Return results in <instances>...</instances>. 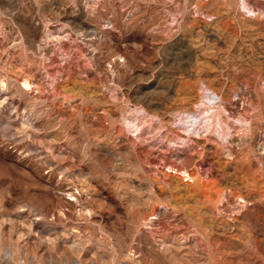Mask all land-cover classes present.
Wrapping results in <instances>:
<instances>
[{
  "label": "rangeland",
  "instance_id": "374dc122",
  "mask_svg": "<svg viewBox=\"0 0 264 264\" xmlns=\"http://www.w3.org/2000/svg\"><path fill=\"white\" fill-rule=\"evenodd\" d=\"M0 264H264V0H0Z\"/></svg>",
  "mask_w": 264,
  "mask_h": 264
},
{
  "label": "bare ground",
  "instance_id": "6f19581e",
  "mask_svg": "<svg viewBox=\"0 0 264 264\" xmlns=\"http://www.w3.org/2000/svg\"><path fill=\"white\" fill-rule=\"evenodd\" d=\"M23 84H24V86H25V87H27V86H28V84H27V83H25V82H24ZM208 98H209L210 100H212V97H210V96H209ZM191 117H192V116H190V118H191ZM195 120H196V118H195ZM190 122L194 123L195 121H193V120H190ZM202 122H205V121H203V120H202V121H201V123H202Z\"/></svg>",
  "mask_w": 264,
  "mask_h": 264
}]
</instances>
